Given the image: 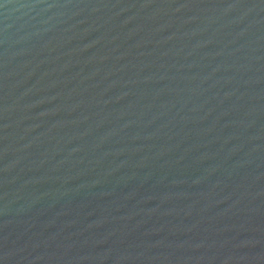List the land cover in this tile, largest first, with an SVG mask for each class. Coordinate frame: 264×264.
Segmentation results:
<instances>
[{"label": "water", "instance_id": "water-1", "mask_svg": "<svg viewBox=\"0 0 264 264\" xmlns=\"http://www.w3.org/2000/svg\"><path fill=\"white\" fill-rule=\"evenodd\" d=\"M0 264H264V0H0Z\"/></svg>", "mask_w": 264, "mask_h": 264}]
</instances>
